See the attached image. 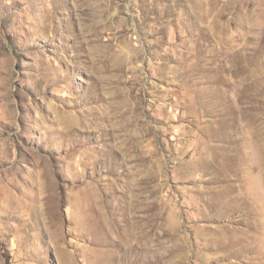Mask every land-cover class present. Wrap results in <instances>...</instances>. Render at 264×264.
I'll return each mask as SVG.
<instances>
[{"label": "rangeland", "instance_id": "obj_1", "mask_svg": "<svg viewBox=\"0 0 264 264\" xmlns=\"http://www.w3.org/2000/svg\"><path fill=\"white\" fill-rule=\"evenodd\" d=\"M0 264H264V0H0Z\"/></svg>", "mask_w": 264, "mask_h": 264}]
</instances>
